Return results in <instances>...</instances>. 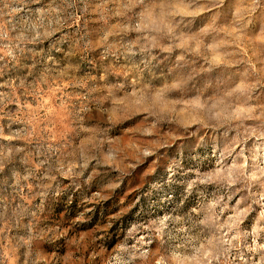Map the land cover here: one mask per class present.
I'll return each mask as SVG.
<instances>
[{"label":"clouds","instance_id":"9594fccd","mask_svg":"<svg viewBox=\"0 0 264 264\" xmlns=\"http://www.w3.org/2000/svg\"><path fill=\"white\" fill-rule=\"evenodd\" d=\"M33 2L0 0V17ZM223 3L39 0L27 9L35 19L19 20L15 35L0 29V60L26 61L21 67L39 83L55 73L78 93L70 129L54 132L41 116L0 141V264H264V216L250 230L241 228L243 214L222 223L224 185L207 194L186 180L180 161L165 171L160 159L171 143L162 129L209 136L229 118L211 94L214 80L179 48L184 34L216 23ZM253 14L264 27V0H248L243 17ZM249 75L264 80V59ZM193 94L205 97L194 115L182 106ZM239 179L243 172L226 183Z\"/></svg>","mask_w":264,"mask_h":264},{"label":"rangeland","instance_id":"374dc122","mask_svg":"<svg viewBox=\"0 0 264 264\" xmlns=\"http://www.w3.org/2000/svg\"><path fill=\"white\" fill-rule=\"evenodd\" d=\"M247 3L248 0H224L218 10H213L218 12L216 23L203 35L187 33L179 41V48L190 50L195 59L197 74L211 77L216 83L211 94L216 95L222 110L227 109L229 118L218 128L209 130V136H204L202 130L197 132L195 127L191 134L162 129L160 136L171 143L159 151L160 159L165 163L164 170L169 162L180 161L182 175L187 181L196 182L197 189H207V194H211L223 184L219 195L224 199L217 205L220 221L223 223L243 214L241 228L250 230L264 216V175H261L264 172V80L258 82L256 76L249 75V71L259 68L264 59V27L255 14L251 18L243 17ZM39 6V0H36L10 19L0 17V29H13L22 18L34 20L27 9H38ZM225 16L229 17L227 23ZM245 19L247 26L241 27ZM6 20H9L7 25ZM89 22L97 21L92 17ZM15 34V29L8 32L10 37ZM26 63L21 61V64ZM21 64L0 60V141L8 143L5 137L21 131L28 120H38L41 116H48L57 125L54 132L70 129L68 110L70 102L78 95L74 93V85L67 79H55V73L47 83H39L40 75ZM201 68L206 71L201 72ZM236 97L240 99L237 101ZM204 99L197 94L185 96L182 106H187L194 115L196 106ZM190 118L185 114L184 119ZM201 137L206 144H202ZM239 172H243L245 179L226 183ZM195 204L193 201L189 207H195ZM222 230L227 231V227ZM247 243L251 244V239ZM243 244L242 241V247ZM245 255L259 259L247 252Z\"/></svg>","mask_w":264,"mask_h":264}]
</instances>
